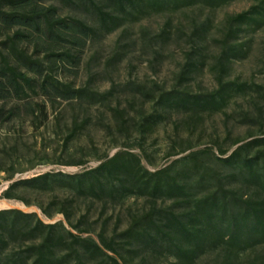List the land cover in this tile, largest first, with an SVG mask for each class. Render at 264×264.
Masks as SVG:
<instances>
[{
    "label": "trees",
    "instance_id": "16d2710c",
    "mask_svg": "<svg viewBox=\"0 0 264 264\" xmlns=\"http://www.w3.org/2000/svg\"><path fill=\"white\" fill-rule=\"evenodd\" d=\"M42 1L0 0V125L18 118L20 108L24 115L38 119V114L45 113V103L33 104L39 96L51 106L82 100L103 103L112 97V89L100 94L87 86L75 88L59 81L54 75L56 63L74 64L77 56L68 50L53 52L57 44L81 47L86 39H101L125 24L138 23L152 15L194 7L213 11L239 0H60L87 13L96 26L56 18V9L41 7ZM250 2L247 10L225 17L220 38L214 41L219 49L210 66L216 80L214 90L192 93L183 86L204 66L199 60L202 49L195 46L177 75V87L147 89L130 83L132 91L153 110L135 121L124 109H110L118 132L128 133L132 128L141 137L150 135L173 113L185 116L181 124L192 130L204 116L223 113L235 95L264 91V87L253 83L226 80L231 65L248 54V41H242V35L264 29V0ZM210 26H197L194 35L203 41ZM159 36L167 40L169 31L163 29ZM40 38L48 45L40 47ZM23 44H33V51L30 53ZM41 53H45L43 58ZM11 101L24 105L7 108ZM250 121L243 117V123ZM83 127L74 124L68 139ZM130 148L124 145L79 175L47 173L13 182L1 194L3 200L26 206L29 203L16 193L18 187L49 192L61 186L78 198L104 205L130 197L144 199L147 209L130 214L125 230L118 231L115 223L111 236L106 237L103 223L97 242L82 237L89 233L92 223L84 215L71 222L72 200H53L42 214L47 218L53 213L61 214L75 234L59 223L44 224L32 213L2 210L0 264H144L147 259L195 264L211 252L223 256L220 264H236L242 254L264 250V129L247 139L235 140L226 150L218 146L216 155L211 148L193 150L190 146L168 153L167 160L188 152L154 172L146 169ZM166 201L170 206L159 204ZM247 264H264V253L256 254Z\"/></svg>",
    "mask_w": 264,
    "mask_h": 264
},
{
    "label": "rangeland",
    "instance_id": "374dc122",
    "mask_svg": "<svg viewBox=\"0 0 264 264\" xmlns=\"http://www.w3.org/2000/svg\"><path fill=\"white\" fill-rule=\"evenodd\" d=\"M250 4V0H239L213 11L194 7L172 14L152 15L138 23L125 24L101 39H86L81 47L66 43L52 47L53 52L68 50L70 54L77 56L74 64L56 63L54 75L59 81L71 83L75 88L87 86L100 94L112 89L113 94L103 103L82 100L57 102L53 106L47 103L45 97L39 96L33 99V104L45 103V113L38 114V119L24 115L20 108L18 118L0 125V201L14 204L0 210L32 213L44 224L59 223L66 231H71L61 214L53 213L51 218H47L42 214V209L53 200H72L74 214L71 222L74 223L81 215L86 216L92 225L89 233L82 237L97 242V234L103 223L106 237L111 236L115 223H118V231L125 230L129 224V215L146 210V201L130 197L120 203L104 205L87 198H78L61 186H55L49 192L18 187L16 193L29 203L26 206L18 201L1 199L2 192L13 182L47 173L79 175L95 168L106 156H112L124 145L131 146V151L140 156L142 165L154 172L188 152L167 160L165 156L168 153L190 146L194 147L193 150L211 148L216 155L218 146L226 150L235 140L257 135L264 129V94L261 95L264 91L249 90L235 95L223 113L204 116L202 122L192 130L181 124L185 116L173 113L152 134L142 137L132 128L128 133L118 132L110 112V109L116 107L124 109L135 121L142 114L151 112L153 106L145 105L132 91L130 83L147 89L155 86L163 90L177 87V75L181 72L187 55L198 45L202 49L199 60L203 61L204 66L201 72L193 74L191 80L183 86L192 93L214 90L216 80L210 66L219 52L214 41L220 38V28L225 17L247 10ZM40 6L55 8L56 18L76 19L87 26H96L87 13L66 6L60 0H43ZM202 24L211 26L205 39L200 41L194 32ZM163 29L169 31L167 40L159 36ZM241 40L248 41V54L244 60L231 65L226 80L264 87V29L254 34H243ZM40 41V47L48 45L42 39ZM25 47L31 53L34 45ZM44 55L45 53H41L40 58ZM23 105L24 103L11 101L6 107ZM245 116L251 121L243 123ZM74 124H82L84 127L68 139ZM78 162L84 164H77ZM159 204L167 207L171 203L166 201ZM71 232L75 234L74 231ZM259 253H264V250L242 254L235 263L247 264ZM222 260L223 256L219 252H211L199 258L195 264H220ZM170 262V259H147L144 264Z\"/></svg>",
    "mask_w": 264,
    "mask_h": 264
},
{
    "label": "bare ground",
    "instance_id": "6f19581e",
    "mask_svg": "<svg viewBox=\"0 0 264 264\" xmlns=\"http://www.w3.org/2000/svg\"><path fill=\"white\" fill-rule=\"evenodd\" d=\"M12 205H14V204L11 202L0 201V208H8L10 206L12 207ZM18 206L23 208V206L21 204H19Z\"/></svg>",
    "mask_w": 264,
    "mask_h": 264
},
{
    "label": "water",
    "instance_id": "95a60500",
    "mask_svg": "<svg viewBox=\"0 0 264 264\" xmlns=\"http://www.w3.org/2000/svg\"><path fill=\"white\" fill-rule=\"evenodd\" d=\"M1 211V210H0Z\"/></svg>",
    "mask_w": 264,
    "mask_h": 264
}]
</instances>
